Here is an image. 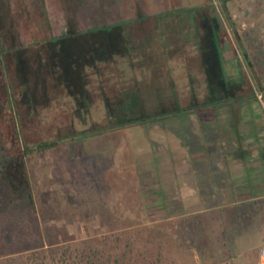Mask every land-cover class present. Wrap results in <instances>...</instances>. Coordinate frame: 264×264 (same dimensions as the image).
<instances>
[{"label":"rangeland","instance_id":"rangeland-1","mask_svg":"<svg viewBox=\"0 0 264 264\" xmlns=\"http://www.w3.org/2000/svg\"><path fill=\"white\" fill-rule=\"evenodd\" d=\"M263 24L264 0H0L5 46L15 48L13 58L23 53L31 67L34 106L18 102L20 133L32 146L62 139L26 155V176L18 188H9L3 165L10 166L15 154L5 143L12 132L0 117V264H257L264 248V210L255 207L252 214L244 208L251 215L243 224L233 214L228 223L216 225L217 235L208 231L191 240L200 234L197 225L171 218L174 194L170 184L161 186L164 176L153 155L159 144L171 147L173 141L159 136L160 123L191 140L188 115L194 112L198 121L205 113L214 117L210 131L218 132L231 121L220 105L244 101L226 100L228 90L264 89ZM105 25H111L112 44H125V57L86 69L88 95L77 107L65 89L42 84L39 67L52 71L53 66L46 47L39 66L41 43H35L69 29L92 34ZM88 37L93 43L98 38ZM19 45L25 48L17 50ZM210 68L228 87L219 89L222 96L215 102ZM125 87L133 99L136 90L148 110L163 97L170 99L169 109L184 111L101 131L107 122L102 95ZM220 231L227 239L219 240Z\"/></svg>","mask_w":264,"mask_h":264},{"label":"crops","instance_id":"crops-1","mask_svg":"<svg viewBox=\"0 0 264 264\" xmlns=\"http://www.w3.org/2000/svg\"><path fill=\"white\" fill-rule=\"evenodd\" d=\"M235 90L240 94L228 90L226 100L240 96L244 101L220 105L224 117L227 114L231 118L229 127L210 131L207 125L214 117L209 120L204 113L198 122L194 112L188 115L193 117L192 125H188L191 140L183 141L180 131H169L161 123L157 127L162 139L171 136L173 141L171 147L164 143L157 146L153 155L158 159L155 168L164 176L161 186L170 184V193L174 194L171 218H186V223L197 225L200 234L192 235L191 240L203 238L208 231L217 235L215 228L231 221L233 214L243 224L251 212L264 210V100H257L258 95L264 96V89L251 94ZM169 170L171 177L167 180ZM244 208H251L250 215ZM238 233L241 235L240 230ZM218 238L227 239L223 231Z\"/></svg>","mask_w":264,"mask_h":264},{"label":"trees","instance_id":"trees-1","mask_svg":"<svg viewBox=\"0 0 264 264\" xmlns=\"http://www.w3.org/2000/svg\"><path fill=\"white\" fill-rule=\"evenodd\" d=\"M222 1L225 3L226 0ZM110 28L111 25L93 28L92 34L89 31L75 32L69 29L62 36L36 42L35 44L41 43L38 60L39 66L45 63V47L50 50L49 57L52 61L51 65L53 66L52 71H49L48 67H39L42 84H44L47 89H65L68 92V96L76 103V106H81L88 95L85 90L88 83L86 80V69H96L100 65L113 63L116 57H125L123 51L125 44L123 45V41H119L117 44H112L109 41L108 33ZM79 33L80 35L78 36ZM94 34L97 35L98 38L97 41L93 43L88 36ZM84 41L85 43H89L87 44L88 47L82 43ZM23 48L25 47L19 45L16 49L23 50ZM12 50L15 51V48L5 46L0 25V117L6 124L5 126L12 132L10 141H6L5 143H10V147L15 154V156L10 158V166L7 162L4 163L3 176L9 188H14L15 186V188H18V181L22 178L24 179L27 173L24 167L26 155L34 150L43 151L52 148L59 144L62 139L42 140L32 146L26 143L20 133L17 118L19 111L18 102L22 105L21 102L23 100L25 105L30 107L34 106L33 99L31 95H29L30 83L28 75L31 71V67L27 62L29 60L24 58L23 53H14L13 58L11 56ZM205 63L208 64L206 60ZM214 69L215 68L211 69V78L217 86L218 91H212V94H210L213 102L218 101V98L222 96L221 89L227 90L228 88L227 84L223 82V76H220V78L215 77L216 72H213ZM99 76L101 77V74ZM74 81L77 83L75 84ZM50 82H52L53 85L50 86ZM165 83L166 81L163 82V85ZM74 84L73 90L72 86ZM126 89L127 87L119 88L112 95H108L107 93L102 95L107 122L106 125L100 129L101 131L125 128L133 124H142L145 121H156L184 111V109L179 110L175 107L169 109L168 107L170 105L167 102H169L170 99L168 98L165 100L163 97H157V105L148 110L144 106L136 90L133 91V95H135V99H133L131 95L132 92ZM24 97L27 99L25 100ZM51 99L53 98L51 97ZM163 102L167 104L166 107L168 109L164 107ZM74 135H76V133L71 134L69 138H75ZM2 139L5 141L4 137ZM2 148H4V144H2ZM17 168L19 171H17Z\"/></svg>","mask_w":264,"mask_h":264},{"label":"built area","instance_id":"built-area-1","mask_svg":"<svg viewBox=\"0 0 264 264\" xmlns=\"http://www.w3.org/2000/svg\"><path fill=\"white\" fill-rule=\"evenodd\" d=\"M260 97V95H258ZM257 264H264V248L258 254Z\"/></svg>","mask_w":264,"mask_h":264},{"label":"water","instance_id":"water-1","mask_svg":"<svg viewBox=\"0 0 264 264\" xmlns=\"http://www.w3.org/2000/svg\"><path fill=\"white\" fill-rule=\"evenodd\" d=\"M262 31H263V33H264V24L262 25Z\"/></svg>","mask_w":264,"mask_h":264}]
</instances>
